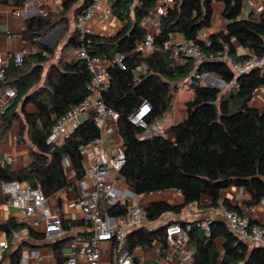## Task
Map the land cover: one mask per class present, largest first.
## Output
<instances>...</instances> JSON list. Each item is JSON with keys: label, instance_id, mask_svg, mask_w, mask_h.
I'll return each instance as SVG.
<instances>
[{"label": "trees", "instance_id": "1", "mask_svg": "<svg viewBox=\"0 0 264 264\" xmlns=\"http://www.w3.org/2000/svg\"><path fill=\"white\" fill-rule=\"evenodd\" d=\"M27 0H0L15 9L25 7ZM62 4L61 13L53 20L41 15L24 19L23 38L37 45L39 52L26 56L21 65L11 61L4 83L18 91L16 101L2 114L3 126L0 138L19 122V143L30 141L31 164L19 173L0 169V180L21 181L32 188H39L46 198L74 185L68 179V170L74 181L84 175L81 148L99 137L100 130L93 117L83 122L61 144L49 143V136L58 119L90 94L92 80L87 64L80 60H60L46 71V65L54 56L56 45L46 47L37 44L58 23H65L68 14L83 0H56ZM85 3L76 11L82 15L90 4ZM247 0H176L173 8L160 21L155 35L156 50L136 52L137 44L146 37L143 22L154 10L157 0H116L113 14L123 25L122 30L111 37L93 35L89 54L113 62L123 55L122 65L113 62L108 67L110 86L102 94L106 105L119 113V134L124 144L125 163L116 177L126 183L136 195L176 190L184 198L183 206H172L163 201L150 202L143 209L146 221H157L166 213L178 214L188 205L200 204L203 197L210 207L225 206L242 214L229 200H221V192L231 187L243 188L250 196L245 204L258 205L264 199V112L250 105L255 92L264 87V68H256L235 79L233 71L221 60L196 64L193 59L182 57V64H175L170 51L165 48L174 34L185 41H193L208 55L216 54L228 46L229 55L236 62L264 55V9L259 15L250 12L243 18ZM264 5V0H262ZM224 6L225 29L213 34L208 41L198 38L199 32L209 28L214 15V5ZM134 14L132 18L131 14ZM76 45V30L72 35ZM238 48L247 54H238ZM141 67V70L138 68ZM216 75L225 84L234 82L225 92L212 84H201L194 74ZM188 83L196 89V102L188 110L186 119L171 128L175 139L153 136L139 139L142 129L130 121L145 101L153 105L148 121L162 119L173 107V99L180 86ZM34 104L37 112L26 110ZM20 110V113L18 112ZM112 217H125L126 208L118 204L106 209ZM64 232L83 225V221L64 220ZM252 224H258L250 221ZM198 222L189 223L188 243L192 264H264V250L251 247L239 240L220 220L210 225V235ZM187 223H181L186 225ZM261 225V224H259ZM90 226V225H89ZM262 226V225H261ZM264 227V225H263ZM25 226L10 220L0 226L9 239L15 231ZM166 228L148 230L140 228L127 236L126 247H151L155 241L162 245V254L168 248ZM34 240L46 239L45 234L29 229ZM223 240V252L216 241ZM70 238L64 237L52 244L58 264H64L63 250ZM27 242L14 246L9 242L6 253L8 264H21ZM0 264H4L3 261ZM6 264V263H5Z\"/></svg>", "mask_w": 264, "mask_h": 264}, {"label": "built area", "instance_id": "2", "mask_svg": "<svg viewBox=\"0 0 264 264\" xmlns=\"http://www.w3.org/2000/svg\"><path fill=\"white\" fill-rule=\"evenodd\" d=\"M41 0H27L25 7L14 9L13 13L21 19H26L32 15H41L49 18L52 14L58 16L62 11L60 1L52 2L48 9L33 10L32 5ZM116 0H91L90 4L83 11L76 24V45L74 47L75 60L83 61L92 74L89 85L90 94L79 105L74 106L70 111L58 119L51 130L49 143L54 145L61 144L69 137L83 122L93 117L100 130L99 137L91 143L81 148L84 175L81 179L74 181L70 188H77V195L74 203L82 212L84 221L91 227V233L87 236L78 235L71 238L66 244L67 255L64 264H83L80 263L78 256L84 257V264H99L101 260V244L104 242L116 243L119 253L117 264H135L133 252L126 247L127 236L130 232L142 225L145 220V212L141 205V197L145 199H156L163 192L136 195L132 188L126 186L120 188L113 180V173L119 172L124 163V144L119 135L118 119L119 113L108 107L103 100L102 94L110 86V75L108 67L113 63L122 65L123 55H118L111 62L99 56L89 54L91 37L95 35L91 23L104 2L113 5ZM254 2V4H253ZM176 0H157L153 10V15L159 22L167 15L168 11L174 7ZM253 4V5H252ZM252 5L255 12L250 10ZM246 10L259 15L264 9L262 0H247ZM149 20V17L146 21ZM155 33L146 34L145 40L139 42L135 49L136 52H153L156 50L154 43ZM25 46L16 53H0V83H4L7 76V69L11 61L21 65L24 57L30 53L29 43L24 40ZM165 48L170 51L171 58L175 64H182V57L190 58L196 64L206 61L221 60L228 64L233 71L235 79L256 68H264V55L262 57H251L244 62H236L228 53V46L215 55H208L203 52L193 41H182L173 43L171 40L166 42ZM141 70V67L138 68ZM210 75V74H209ZM209 75L194 74L193 79L198 82L205 81ZM217 81H221L220 78ZM187 79L186 83H190ZM225 84V83H224ZM227 85V84H225ZM234 82L227 85L232 89ZM216 86V85H214ZM218 87V86H217ZM18 98V91L8 85L0 87V115L4 114L6 105L13 104ZM153 105L145 101L142 106L130 116V121L142 129L139 139H147L153 136H166V131L160 119L152 122L148 121ZM6 162L11 164L12 157H7ZM68 179L71 180L74 174L68 170ZM1 193L5 201L0 203V214L16 209L23 218L24 222L32 227H42L46 235L61 236L64 234L62 217L55 213L39 188H32L29 184L21 181H1ZM118 204L126 208L125 217H112L106 209ZM215 220L225 222L227 228L241 241L249 242L264 250V227L259 224H252L251 219L239 214L236 211L227 209L221 205L213 207L208 217L200 221L198 225L210 235V225ZM190 224H170L166 228V240L170 248H179L188 241V232L191 230ZM9 249L8 243H3L0 247V261L5 252ZM23 256H28L29 251H23ZM42 259L39 254L35 255ZM166 261L170 260L167 254Z\"/></svg>", "mask_w": 264, "mask_h": 264}, {"label": "crops", "instance_id": "3", "mask_svg": "<svg viewBox=\"0 0 264 264\" xmlns=\"http://www.w3.org/2000/svg\"><path fill=\"white\" fill-rule=\"evenodd\" d=\"M56 0H41L32 5L33 10L38 9H48L52 2ZM81 2L79 6H76L71 13L68 14V20L65 23H58L49 32H47L41 38H38L37 44L46 47H53L56 45V50L54 60H49L46 65V71L52 64L58 63L60 60L71 61L75 60L74 44L72 41V35L76 30V24L78 22V17H76V11L85 3ZM134 4H138L140 0H133ZM260 1V0H259ZM15 8L11 4L0 3V53H16L23 49L25 46L23 31H24V20L17 17L13 12ZM250 10H246L244 7L243 18L246 19L249 15ZM224 6L222 4L214 5V15L212 19V24L209 28H205L199 32L198 38L201 41L207 42L209 37L213 34L220 33L225 29L226 22L223 18ZM132 18L134 14H131ZM57 16L52 14L48 20H53ZM147 20V19H146ZM143 22V27L148 33L158 34L159 32V22L153 15V11L149 15V20ZM95 35L102 37L116 36L123 28L120 20L113 14L112 5L108 2H104L99 10L96 12L95 17L91 23ZM173 43L177 44L185 41L180 35L174 34L171 39ZM30 53L27 56L34 55L39 52L37 45H31L29 43ZM248 52L243 48H238V54H247ZM219 79L216 75L210 74L205 82L201 84H210L213 80ZM187 84V83H185ZM184 85V84H183ZM182 86V85H181ZM181 88V87H180ZM179 88V89H180ZM254 108L259 109L264 112V87L258 89L250 103ZM11 104L6 105V109L9 108ZM26 110L30 113L37 112V108L34 104L30 103L26 106ZM20 113V110H18ZM21 114V113H20ZM167 114V113H166ZM165 114V115H166ZM188 111L185 114H181V117L176 122H171L169 119L164 117L161 119L162 125L166 131V138L174 141L175 137L171 133V128L186 119ZM3 126L2 115H0V130ZM20 132L19 122L13 123L12 127L7 131V133L0 138V169H8L11 173H19L26 169L32 162L30 156V141L25 137V143H19L17 141L18 134ZM120 135V134H119ZM7 157H12L13 162L11 164L6 162ZM112 178L116 181L117 186L120 188H125L128 186L122 180L117 179L116 173H113ZM71 183L74 182V177L70 180ZM1 184V180H0ZM77 195V188H68L62 190L55 194L53 197L49 198V204L64 220L69 222L83 221V225L78 227H73L70 231L64 232L61 236L46 235L42 227H32L29 223L24 222L20 213L11 208L9 212L0 214V226L6 225L10 220L16 222L20 225L25 226L20 231H15L9 236L6 231L0 229V247L3 243L11 242L14 246L27 242L28 245L23 249V251L28 250L29 255L23 256L21 264H58L55 251L52 244L56 241L61 240L64 237L73 238L78 235L87 236L91 233V227L84 221L82 212L74 203V199ZM229 200L233 205L237 206L242 215L255 221L258 224L264 225V199L256 206L249 207L245 204V201L250 199L249 194L243 188L231 187L229 189L223 190L221 192V200ZM5 201V197L1 193L0 186V203ZM163 201L172 206H183L184 198L176 190H169L163 192V194L156 197V199H145L141 197V205L144 207L150 202ZM209 199L206 197L202 198L200 204H191L182 209L178 214L166 213L157 221H146L142 223L140 228H146L148 230H156L158 228H165L169 224H181L203 221L208 217L210 210ZM222 221V220H220ZM224 224L225 222L222 221ZM226 225V224H225ZM29 229H33L35 232L40 234H45L46 239L44 240H34L29 236ZM135 229V230H137ZM133 230V231H135ZM132 231V232H133ZM130 232V233H132ZM129 233V234H130ZM128 234V235H129ZM251 247L255 246L247 242ZM217 247L220 252H223V240L221 238L216 241ZM257 247V246H255ZM162 245L159 241H155L151 247H137L132 252L134 255L135 264H192V253L193 250L190 244L187 242L185 245L179 248H168L162 254ZM9 250V249H8ZM7 250V251H8ZM5 252L1 261L8 264V258ZM23 254V252H22ZM39 254L42 259L37 258L35 255ZM170 256V260L166 261V255ZM67 250L66 247L63 250V257L66 258ZM119 253L116 249V243L114 242H104L101 244V260L99 264H117ZM80 263H85L84 257L82 255L78 256ZM0 261V262H1Z\"/></svg>", "mask_w": 264, "mask_h": 264}, {"label": "rangeland", "instance_id": "4", "mask_svg": "<svg viewBox=\"0 0 264 264\" xmlns=\"http://www.w3.org/2000/svg\"><path fill=\"white\" fill-rule=\"evenodd\" d=\"M252 5L249 8L250 10L255 12V9H253ZM50 60L52 61L54 60V58H50ZM210 84L218 86L223 90V92L229 90L228 86L221 81L213 80V82H211ZM180 87L181 88L176 92L174 96L173 107L165 115V118L169 119L171 122H176L177 120H179L181 114H185L196 102V89L194 86L184 84Z\"/></svg>", "mask_w": 264, "mask_h": 264}, {"label": "water", "instance_id": "5", "mask_svg": "<svg viewBox=\"0 0 264 264\" xmlns=\"http://www.w3.org/2000/svg\"><path fill=\"white\" fill-rule=\"evenodd\" d=\"M208 75H209V74H208ZM208 75H207V76H208ZM216 87H217V86H216ZM168 225H169V224H168ZM168 225H167V226H168Z\"/></svg>", "mask_w": 264, "mask_h": 264}]
</instances>
